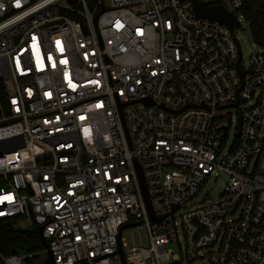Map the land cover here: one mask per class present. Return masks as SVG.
<instances>
[{
  "label": "built area",
  "instance_id": "2783aa9c",
  "mask_svg": "<svg viewBox=\"0 0 264 264\" xmlns=\"http://www.w3.org/2000/svg\"><path fill=\"white\" fill-rule=\"evenodd\" d=\"M234 30L190 1L0 0V220L53 264H264V52Z\"/></svg>",
  "mask_w": 264,
  "mask_h": 264
},
{
  "label": "trees",
  "instance_id": "16d2710c",
  "mask_svg": "<svg viewBox=\"0 0 264 264\" xmlns=\"http://www.w3.org/2000/svg\"><path fill=\"white\" fill-rule=\"evenodd\" d=\"M235 13L246 23L252 44L264 52V0H241V8ZM14 223L0 220V253L23 257L22 264H53L37 229L16 230Z\"/></svg>",
  "mask_w": 264,
  "mask_h": 264
},
{
  "label": "rangeland",
  "instance_id": "374dc122",
  "mask_svg": "<svg viewBox=\"0 0 264 264\" xmlns=\"http://www.w3.org/2000/svg\"><path fill=\"white\" fill-rule=\"evenodd\" d=\"M105 3L108 5L107 1H105ZM234 35L236 37L237 42L239 43L244 64H246L248 57L251 54L255 53L258 48L252 44L249 37L247 25L243 19H240V28L234 30ZM231 140L232 138L230 137V141ZM226 181L227 178L223 175L219 176L217 179H215V176H212L205 184L204 188L201 190V193L198 196V198H196L194 205L200 203V201H202L204 197H209L214 201H218V199H220V196L223 192ZM13 227L16 230H26V231H30L36 228L35 225L26 221L16 222L14 223ZM122 237L126 240L128 244V248L138 246L140 243L143 246L148 245L147 232L144 225H138L123 230ZM168 249L170 251H173L174 253L177 252V246L175 244H171L168 247ZM20 258L23 259V257Z\"/></svg>",
  "mask_w": 264,
  "mask_h": 264
},
{
  "label": "water",
  "instance_id": "95a60500",
  "mask_svg": "<svg viewBox=\"0 0 264 264\" xmlns=\"http://www.w3.org/2000/svg\"><path fill=\"white\" fill-rule=\"evenodd\" d=\"M182 1H190L192 3L193 11H194V14L197 18L219 22V23L225 25L230 31H232L233 29H239L240 28V23L238 22L235 15L233 13L227 11V9L223 5H221V0H214V1H211L208 3H202V2H199L196 0H182ZM104 11L105 10L102 9L101 12H104ZM97 18H98V15L95 17V20H94L95 23H96ZM84 31H85V28H84ZM237 70H238V73L240 75V78L243 79L245 72L240 71L239 68H237ZM141 102L145 105H154L153 103L146 101V100H143ZM236 106H237V103L233 104V107H236ZM187 107H192V106L189 105ZM201 107L206 108L205 106H201ZM159 108L162 110L168 111L163 106H159ZM184 109L185 108H183L182 110H179L177 112H172V113L175 115H178ZM206 109H208V108H206ZM239 128H240V119L238 122V128H237V131L235 133V137H238V135H239ZM138 173H139V180H140V185H141V190H142V196H143L144 202L147 206L149 215H150L152 221H154L152 209L150 206V201H149V198L147 196L145 184H144V181L142 178V174L139 171V168H138ZM175 210H177V207H175L172 210V212H175ZM138 225H140V223L126 225L120 229V233L125 229L135 227ZM38 233L41 236V229L40 228L38 229ZM47 254L49 255L48 249H47ZM52 263H53V261H52Z\"/></svg>",
  "mask_w": 264,
  "mask_h": 264
}]
</instances>
